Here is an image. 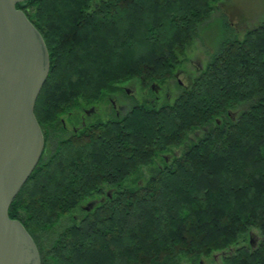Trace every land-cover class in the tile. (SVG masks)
Returning a JSON list of instances; mask_svg holds the SVG:
<instances>
[{
    "label": "trees",
    "instance_id": "obj_1",
    "mask_svg": "<svg viewBox=\"0 0 264 264\" xmlns=\"http://www.w3.org/2000/svg\"><path fill=\"white\" fill-rule=\"evenodd\" d=\"M217 1L16 5L49 56L34 115L54 144L8 210L34 241L40 264H202L221 253L219 264H264V20L222 42L171 102L55 137L59 118L75 106L102 103L127 81L173 78ZM197 129L196 141L183 145ZM179 145L178 157L161 158ZM145 167L143 185L121 188ZM89 200L97 204L85 211ZM253 231L260 236L254 248Z\"/></svg>",
    "mask_w": 264,
    "mask_h": 264
},
{
    "label": "water",
    "instance_id": "obj_2",
    "mask_svg": "<svg viewBox=\"0 0 264 264\" xmlns=\"http://www.w3.org/2000/svg\"><path fill=\"white\" fill-rule=\"evenodd\" d=\"M26 1L0 0V264H40L34 241L8 216L44 149L34 105L48 75L49 56L41 34L16 8Z\"/></svg>",
    "mask_w": 264,
    "mask_h": 264
},
{
    "label": "rangeland",
    "instance_id": "obj_3",
    "mask_svg": "<svg viewBox=\"0 0 264 264\" xmlns=\"http://www.w3.org/2000/svg\"><path fill=\"white\" fill-rule=\"evenodd\" d=\"M263 20L264 0H218L214 4V11L209 18L199 25L196 35L186 47L183 63L174 70L173 78L163 84L151 83L150 85H166L168 88L167 94L172 100L178 94L179 87L188 86L186 83L189 77L192 80L199 73L198 68L199 71L204 68L205 64H207L210 58L217 52L222 42L236 37L240 38L247 30L255 28ZM136 82L137 85L143 86L136 80L127 81L123 84L130 83L127 87L132 90L133 87L131 83ZM178 82L182 85L179 86ZM148 86H143V88L147 87L148 89ZM100 121L106 120L102 119ZM198 133L200 135L199 129L190 132L183 145H186L188 143L187 141L192 142L191 139L199 136ZM183 145L172 148L169 152L162 154L161 158L164 160L167 158L165 161L168 163L173 157H178L180 155ZM160 162V159H155L153 166H158ZM149 173L150 168H141L123 181L121 188H134L137 185V181L140 185H143L149 177ZM109 195L111 196V194ZM91 202L93 201L89 200L82 203L81 208ZM96 204L97 203L94 202V206ZM72 215H79V211L76 210ZM250 233L253 235L252 238L256 245L260 240V236L255 231ZM224 255H226V253L214 254V260L204 258L202 259V264H219ZM198 264H200V261Z\"/></svg>",
    "mask_w": 264,
    "mask_h": 264
},
{
    "label": "flooded vegetation",
    "instance_id": "obj_4",
    "mask_svg": "<svg viewBox=\"0 0 264 264\" xmlns=\"http://www.w3.org/2000/svg\"><path fill=\"white\" fill-rule=\"evenodd\" d=\"M191 81L192 80L189 77L186 84L189 85ZM129 84L130 83L122 84L119 88H116L102 103L87 106H75V110L69 113L67 117L59 118L61 130L55 137L62 139L66 137L69 138L74 134H80L83 130L87 129L92 122L100 121L102 119L120 120L131 108L139 106H161L173 100H171L170 96L167 94L168 88L166 85L152 84L149 85L147 89V87L143 88V86L137 85L136 82L131 83L133 87L131 90L127 87ZM178 84L179 86L182 85L180 82H178ZM181 87L185 88L187 86ZM41 131L44 139L43 151H45L53 146L54 139L51 138L54 136L50 133L48 125H44L41 128ZM198 137L199 136L191 139V141L195 142Z\"/></svg>",
    "mask_w": 264,
    "mask_h": 264
}]
</instances>
